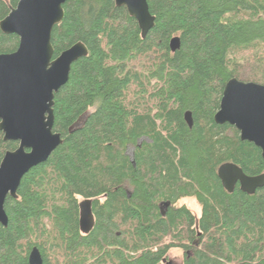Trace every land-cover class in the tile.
I'll return each instance as SVG.
<instances>
[{"label": "trees", "instance_id": "trees-1", "mask_svg": "<svg viewBox=\"0 0 264 264\" xmlns=\"http://www.w3.org/2000/svg\"><path fill=\"white\" fill-rule=\"evenodd\" d=\"M17 1L0 0V20ZM147 3L155 22L144 38L114 0L62 5L53 58L76 42L88 54L54 95L52 130L62 143L5 199L0 264H28L34 246L42 264H168L171 248L185 253L183 264H264V186L227 192L217 175L225 162L264 172L261 150L213 120L229 79L264 84V0ZM18 42L0 30V53ZM17 146L0 131V162ZM186 197L198 216L180 203ZM82 199L94 215L87 234Z\"/></svg>", "mask_w": 264, "mask_h": 264}, {"label": "water", "instance_id": "water-1", "mask_svg": "<svg viewBox=\"0 0 264 264\" xmlns=\"http://www.w3.org/2000/svg\"><path fill=\"white\" fill-rule=\"evenodd\" d=\"M67 0H18L15 7L0 20V30L19 38L15 51L0 53V131L4 141H17L14 150L5 152L0 162V224L7 226L4 210L7 196L16 198L22 177L33 167L45 162L62 143L59 133L52 130L54 95L66 84L72 64L88 54L82 42H76L53 58L51 32L64 16L62 5ZM125 6L134 17L141 37L153 28L155 17L147 0H114ZM172 52L180 47V38L169 40ZM189 128L192 113L184 112ZM216 124L234 126L243 141L261 150L264 160V84L229 79L223 87L219 108L213 116ZM217 175L227 192L239 189L252 194L264 186V172L247 175L232 162H225ZM170 201H161L160 214L165 216ZM94 226L90 199L79 202V227L87 234ZM28 264H42L37 247L28 254Z\"/></svg>", "mask_w": 264, "mask_h": 264}, {"label": "rangeland", "instance_id": "rangeland-1", "mask_svg": "<svg viewBox=\"0 0 264 264\" xmlns=\"http://www.w3.org/2000/svg\"><path fill=\"white\" fill-rule=\"evenodd\" d=\"M132 146L128 148V154L132 153ZM180 203L185 204L190 211L195 215L198 216L200 213V206L198 205L197 201L192 197H186L180 200ZM187 254H190V251L186 252ZM167 263L168 264H183L185 253L179 249V248H171L167 252Z\"/></svg>", "mask_w": 264, "mask_h": 264}]
</instances>
